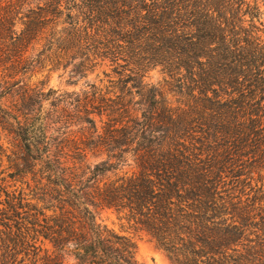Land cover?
Returning a JSON list of instances; mask_svg holds the SVG:
<instances>
[{
    "label": "trees",
    "instance_id": "obj_1",
    "mask_svg": "<svg viewBox=\"0 0 264 264\" xmlns=\"http://www.w3.org/2000/svg\"><path fill=\"white\" fill-rule=\"evenodd\" d=\"M262 3L0 0V264H144L104 210L177 264H264ZM65 58L111 86L31 83Z\"/></svg>",
    "mask_w": 264,
    "mask_h": 264
},
{
    "label": "rangeland",
    "instance_id": "obj_2",
    "mask_svg": "<svg viewBox=\"0 0 264 264\" xmlns=\"http://www.w3.org/2000/svg\"><path fill=\"white\" fill-rule=\"evenodd\" d=\"M260 21L264 23V3L261 4ZM63 24V23H59ZM60 26V25H59ZM81 62L80 58H65L60 62L57 68H52V64H45L44 68H37L34 73L29 74L30 81L33 84L44 82L47 89L51 88L57 91V96L63 94L65 99L70 100L72 93H91L93 86L104 89L111 86L112 66L110 62L102 65H95V68L87 74L76 72V66ZM103 62V61H102ZM145 81L165 90L166 98L177 102L178 95L173 91V87L168 83L169 76L161 66L152 68L145 76ZM69 93V94H67ZM76 129V127H74ZM102 156L89 154L88 163L95 165L100 162ZM130 166L123 167V170ZM99 220L108 225L109 228L124 235L131 236L136 242L137 259L144 264H177L167 251L159 246L157 241L146 231H141L125 218H121L112 210H104L99 214Z\"/></svg>",
    "mask_w": 264,
    "mask_h": 264
}]
</instances>
